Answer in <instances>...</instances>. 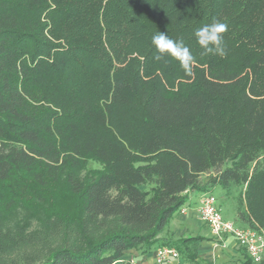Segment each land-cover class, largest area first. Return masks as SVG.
<instances>
[{
	"label": "trees",
	"instance_id": "16d2710c",
	"mask_svg": "<svg viewBox=\"0 0 264 264\" xmlns=\"http://www.w3.org/2000/svg\"><path fill=\"white\" fill-rule=\"evenodd\" d=\"M214 21L223 57L195 43ZM157 32L190 48L191 76L154 59ZM55 185L70 209L51 207ZM213 186L238 188L236 218L264 235V0H0V260L20 240L22 264L154 244L199 264L204 237L158 235ZM23 202L50 206L51 239L6 226Z\"/></svg>",
	"mask_w": 264,
	"mask_h": 264
},
{
	"label": "crops",
	"instance_id": "0c3cea01",
	"mask_svg": "<svg viewBox=\"0 0 264 264\" xmlns=\"http://www.w3.org/2000/svg\"><path fill=\"white\" fill-rule=\"evenodd\" d=\"M215 190L218 193L216 198L221 203H224L226 198H232L236 203L234 189L227 192L226 189L220 186H213L207 192L213 193L212 191ZM202 193L204 192L196 190L188 192L187 203L183 206L184 212L175 213L158 237L160 239H176L188 236H202L204 239L199 241L196 247L199 264H243L244 256L242 250L244 248L237 245L230 235H223L224 238L218 239L210 232L208 225L199 218L197 208ZM219 205L221 207V204ZM234 206L236 211V205ZM157 246V244L151 247L140 245L130 248L124 251L122 256L116 260L115 264H156L153 250ZM213 246L216 247V251L213 250ZM183 264H188L185 257H183Z\"/></svg>",
	"mask_w": 264,
	"mask_h": 264
},
{
	"label": "rangeland",
	"instance_id": "374dc122",
	"mask_svg": "<svg viewBox=\"0 0 264 264\" xmlns=\"http://www.w3.org/2000/svg\"><path fill=\"white\" fill-rule=\"evenodd\" d=\"M98 167H100V165L96 161L93 160L88 161V165H87L88 169H93ZM83 174H85V171L83 172ZM206 176H207L206 174H203L202 178L204 179ZM233 189L235 193H237L238 188L233 187ZM60 191L61 188L58 185H55L53 188H50V192L51 195H53V197H49L48 201L52 205L51 207H53L55 211L70 209L72 205L71 203H69L68 197L66 196H63L61 201L55 202L54 199L55 195L56 194L58 195ZM212 192L213 194L218 196L217 190ZM217 202H219L218 204H221V207L220 205L219 207L224 220L226 221L230 220L239 227H246L244 223H242L237 218H235L236 211L234 205H236V203L232 198H226L224 203H221V201L218 200ZM49 207L50 206H47L45 203L42 202L32 205L24 202L19 203L15 208L12 209L10 213L11 215L8 216V218L6 219V226L14 233L18 231L22 236L25 235L23 240H25L27 243L28 242L30 243L32 239L34 241L33 243L37 244L39 240H41L42 238H44L46 235L49 234V227L53 225L51 221L55 219L54 216L53 217L47 216V212L50 210ZM22 228H24V234L21 232ZM47 237L51 239V235H48ZM19 244H20V240H19ZM19 244L18 247H12L11 251L6 253L4 255V258L0 260V263L3 262L6 264H13L11 260H16L17 264H22L23 263L22 254H21L22 249ZM213 250L216 251V247L213 246Z\"/></svg>",
	"mask_w": 264,
	"mask_h": 264
},
{
	"label": "built area",
	"instance_id": "2783aa9c",
	"mask_svg": "<svg viewBox=\"0 0 264 264\" xmlns=\"http://www.w3.org/2000/svg\"><path fill=\"white\" fill-rule=\"evenodd\" d=\"M178 212H184V207L182 206ZM197 212L215 237L221 239L225 234L230 235L237 245L245 249L252 261L261 260L264 254V235L248 226L239 227L231 221L224 220L215 194L202 193ZM153 255L156 264H183L181 253L171 245L157 246L153 250Z\"/></svg>",
	"mask_w": 264,
	"mask_h": 264
},
{
	"label": "clouds",
	"instance_id": "9594fccd",
	"mask_svg": "<svg viewBox=\"0 0 264 264\" xmlns=\"http://www.w3.org/2000/svg\"><path fill=\"white\" fill-rule=\"evenodd\" d=\"M227 25L218 21L205 24L193 33L195 43L203 50V54H212L223 57L226 54L223 33ZM151 44L156 50L154 59L160 61L165 55L178 61L186 75H192L194 57L192 51L182 40H173L164 32H157L151 37Z\"/></svg>",
	"mask_w": 264,
	"mask_h": 264
}]
</instances>
